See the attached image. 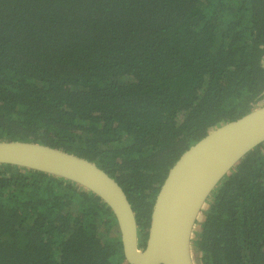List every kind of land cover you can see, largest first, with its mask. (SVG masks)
Segmentation results:
<instances>
[{"label":"trees","instance_id":"16d2710c","mask_svg":"<svg viewBox=\"0 0 264 264\" xmlns=\"http://www.w3.org/2000/svg\"><path fill=\"white\" fill-rule=\"evenodd\" d=\"M264 106V0H0V142L37 143L115 179L140 248L170 169ZM197 264H264V143L217 186ZM84 188L0 165V264H128Z\"/></svg>","mask_w":264,"mask_h":264},{"label":"water","instance_id":"95a60500","mask_svg":"<svg viewBox=\"0 0 264 264\" xmlns=\"http://www.w3.org/2000/svg\"><path fill=\"white\" fill-rule=\"evenodd\" d=\"M264 143V106L221 125L190 147L170 169L151 215L144 249L135 211L121 185L94 163L49 146L0 142V165L74 183L112 211L128 264H197L193 238L209 198L247 153Z\"/></svg>","mask_w":264,"mask_h":264}]
</instances>
